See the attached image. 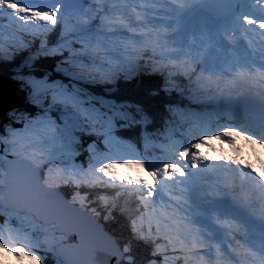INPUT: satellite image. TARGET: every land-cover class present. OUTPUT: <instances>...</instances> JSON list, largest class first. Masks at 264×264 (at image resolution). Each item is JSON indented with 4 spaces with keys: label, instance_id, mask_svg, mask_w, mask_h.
<instances>
[{
    "label": "snow or ice",
    "instance_id": "snow-or-ice-1",
    "mask_svg": "<svg viewBox=\"0 0 264 264\" xmlns=\"http://www.w3.org/2000/svg\"><path fill=\"white\" fill-rule=\"evenodd\" d=\"M0 65L24 93L0 114V254L264 264V161L236 147L264 146V0H0ZM120 81L135 99L89 90Z\"/></svg>",
    "mask_w": 264,
    "mask_h": 264
},
{
    "label": "rangeland",
    "instance_id": "rangeland-1",
    "mask_svg": "<svg viewBox=\"0 0 264 264\" xmlns=\"http://www.w3.org/2000/svg\"><path fill=\"white\" fill-rule=\"evenodd\" d=\"M116 171L120 175H124L126 178L129 174L135 175L136 170L135 169H124L118 167ZM0 264H37V261L35 260H29L27 258H23L22 260H17L16 257L12 256L10 253H2L0 254Z\"/></svg>",
    "mask_w": 264,
    "mask_h": 264
},
{
    "label": "bare ground",
    "instance_id": "bare-ground-1",
    "mask_svg": "<svg viewBox=\"0 0 264 264\" xmlns=\"http://www.w3.org/2000/svg\"><path fill=\"white\" fill-rule=\"evenodd\" d=\"M241 144L242 143L236 142V147L240 148L241 152L244 153ZM224 145L225 144L222 145L220 142L213 140V141H211V148L205 149V151H207L210 156H215V154H213V153H217V152H219L220 155H228L229 153L234 154L232 149L230 150L227 147L223 148ZM243 145H244V143H243ZM251 146H253V143L251 144ZM213 149H215V151H213ZM242 158H243V161H246L248 164H252L253 166L256 164V163H251L248 160H246L244 155H242ZM258 161H264V157L259 156V158L257 160L256 168H260V163H258Z\"/></svg>",
    "mask_w": 264,
    "mask_h": 264
},
{
    "label": "trees",
    "instance_id": "trees-1",
    "mask_svg": "<svg viewBox=\"0 0 264 264\" xmlns=\"http://www.w3.org/2000/svg\"><path fill=\"white\" fill-rule=\"evenodd\" d=\"M54 61L53 60H42V61H39L38 62V65H37V67H42L43 69L44 68H48V69H53V67H54ZM3 67L4 68H6V67H8V65H0V69L2 70L3 69ZM38 72H41L40 70H37ZM91 87V90L93 91V92H96V93H101V88L99 87V85H95V86H90ZM132 88V87H131ZM131 88L128 90V92H124V93H122V94H116V95H114L115 97L114 98H120V99H123L124 97H126V100H129V97H131V100L132 99H135L136 97L135 96H133V94H132V92H131ZM20 93V92H19ZM120 96H122V97H120ZM23 104L24 103H22V105L21 106H23Z\"/></svg>",
    "mask_w": 264,
    "mask_h": 264
},
{
    "label": "water",
    "instance_id": "water-1",
    "mask_svg": "<svg viewBox=\"0 0 264 264\" xmlns=\"http://www.w3.org/2000/svg\"><path fill=\"white\" fill-rule=\"evenodd\" d=\"M7 82H12V80H10L9 78H7L5 75L3 74H0V114L3 113V103H4V99H3V94L5 93L6 94V90H5V87L8 88L7 86ZM9 95L10 92H9ZM8 98V96L6 95L5 96V99ZM9 99H11V97L9 96ZM19 101H16V103H18Z\"/></svg>",
    "mask_w": 264,
    "mask_h": 264
}]
</instances>
